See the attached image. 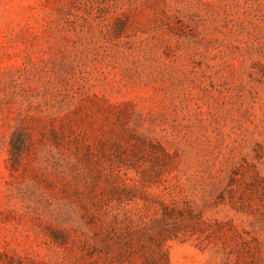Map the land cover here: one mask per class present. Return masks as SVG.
Listing matches in <instances>:
<instances>
[{"label": "rangeland", "instance_id": "rangeland-1", "mask_svg": "<svg viewBox=\"0 0 264 264\" xmlns=\"http://www.w3.org/2000/svg\"><path fill=\"white\" fill-rule=\"evenodd\" d=\"M0 264H264V0H0Z\"/></svg>", "mask_w": 264, "mask_h": 264}, {"label": "trees", "instance_id": "trees-1", "mask_svg": "<svg viewBox=\"0 0 264 264\" xmlns=\"http://www.w3.org/2000/svg\"><path fill=\"white\" fill-rule=\"evenodd\" d=\"M24 140L23 138H12L10 140V148H22Z\"/></svg>", "mask_w": 264, "mask_h": 264}]
</instances>
